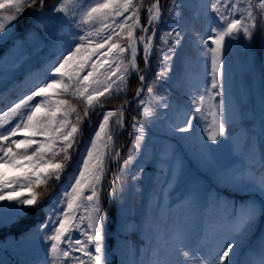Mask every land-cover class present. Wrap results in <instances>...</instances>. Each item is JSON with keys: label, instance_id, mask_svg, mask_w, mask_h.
<instances>
[{"label": "snow or ice", "instance_id": "obj_1", "mask_svg": "<svg viewBox=\"0 0 264 264\" xmlns=\"http://www.w3.org/2000/svg\"><path fill=\"white\" fill-rule=\"evenodd\" d=\"M188 2L171 0L165 18L161 0L146 6L142 0H82L79 19L63 18L65 38L48 31L43 20L46 0H0V43L31 10L23 35L13 46L21 49L30 42L33 51L48 48L43 79H37L16 102L0 108V229L19 225L32 214V223L19 240L12 238L16 248L33 241L42 248L43 258L30 264H56L61 258L64 264H113V256L120 257L119 264H264V236L258 243H248L264 220V155L256 169L247 141L242 148L231 134L236 119L242 118V111L231 105L233 50L244 48L239 70L251 69V41L256 35L264 38V0H197V15L201 6L205 15L214 14L208 34L199 37L204 41L201 58L206 79L186 93L189 107L182 121L168 119L174 105L163 95L158 98L162 111L156 118L144 124L138 120L151 115L144 108L145 93L151 94L154 88L149 72H155L159 83L171 80L189 31L182 15ZM141 10L147 17L144 24ZM52 11L64 13L65 6L61 3ZM168 20L175 23L160 29ZM45 41H51L50 45ZM29 57L24 51L19 59ZM3 71L0 63V77ZM133 75L139 85L132 98L137 111L129 117L127 158L123 170L106 180L109 164L121 159L123 145L115 148L114 140L125 130L124 114L132 101L102 114L96 109L126 92ZM74 100L86 102V110L78 111ZM261 104L264 107V96ZM92 115H100V121L69 181L56 192L73 155L81 151L82 121L88 120L91 126ZM202 120L207 121L206 138L199 131ZM149 128L179 137V148L156 141L148 135ZM98 141L104 143L98 145ZM109 147L112 151L106 160L101 148ZM225 147L239 162L222 159ZM148 157L154 162L152 195L136 222L129 197L142 193L147 170L142 161ZM133 159L134 171L130 170ZM105 183L110 191H104ZM181 184L185 195L172 204L171 191ZM113 219L121 233H142L144 251L139 258L129 241L108 250L107 230Z\"/></svg>", "mask_w": 264, "mask_h": 264}, {"label": "rangeland", "instance_id": "obj_2", "mask_svg": "<svg viewBox=\"0 0 264 264\" xmlns=\"http://www.w3.org/2000/svg\"><path fill=\"white\" fill-rule=\"evenodd\" d=\"M143 1V0H142ZM135 2V0H134ZM153 2V1H152ZM52 0H48L47 4H51ZM63 3L65 6L64 13H54L52 11L57 5ZM82 0H55L53 4L49 7L47 11L43 13V20L45 25L48 28L50 33L55 34L57 37H65L66 38V26L64 24L63 18L68 16L70 19L73 15L79 19L80 16V8H81ZM196 5L197 0H190L187 3V6L193 11L188 13L185 16V19L188 22L189 31L188 35L185 38L184 47L180 50L177 55L174 65H173V78L170 83L175 94H170V99L173 102L174 107L169 112L168 119L172 122L182 121L185 116L184 112L188 109V93L191 89L202 86L203 82L206 79L205 71H204V62L201 58V53L203 52V44L204 41L199 39L200 36H206L208 34V29L210 27L211 18L214 16L213 13L204 14V8L201 6L200 15L196 14ZM186 6V7H187ZM31 12V11H30ZM56 15V16H55ZM183 15V14H182ZM122 20L123 18H117ZM23 23V24H22ZM132 21H128V24H131ZM175 21H170L169 25H173ZM26 24L25 16L20 20L19 26L21 29L12 33L9 37H6L5 41L0 43V47H8V52L3 57V61L0 62L3 64V74L0 77V89L6 86L7 81L10 80L13 70L17 69L20 65L21 60L20 53L23 52V49H16L14 45V41L17 40L19 36L23 35V28ZM23 28H22V26ZM17 34V35H16ZM139 29L135 30V35H139ZM254 40V42H253ZM251 41V55L254 58V63L251 69H246L243 71V77H240L241 72L239 71V61H242L244 48L243 47H234L232 62L234 68V79L231 89V105L239 112L242 111V118L238 117L236 122L231 129V134L234 142H238L241 147H245L247 141L248 150H250L254 156H256V151L253 150V145L258 143L264 147V136L261 135V128L264 127V120L260 119V112L264 118V107L261 104V97L264 96V85L262 80L264 79V38L256 35ZM188 41V42H187ZM46 44L51 43V41H45ZM11 44V45H10ZM29 49L30 53L34 54L35 61L32 63L31 67L36 62L43 63V57L48 52V48L45 47L43 51H33L34 44L30 42L25 43ZM16 63L17 67L13 68V64ZM192 65V66H191ZM30 67V68H31ZM27 69L20 70L24 71ZM18 73V72H17ZM196 74V77L193 78V74ZM184 84V85H182ZM181 85V86H180ZM183 92V93H181ZM245 92L247 93L245 95ZM156 97V96H153ZM219 98H217L218 100ZM152 107L154 105L149 103ZM145 110L151 113L152 119L156 118V115L162 111L161 108L158 107V100L156 101V105L154 108L144 106ZM254 113L259 114V118L255 117ZM210 120V117L208 118ZM195 123V122H194ZM207 121H201V128L199 131L204 132V125ZM206 133V132H204ZM179 135H187V134H179ZM149 136L153 137L156 141L160 143H175L179 148V137H168L165 136L162 131L159 129L151 128ZM20 138V137H17ZM165 142H164V141ZM128 143H130L128 141ZM226 155L222 154V159L225 162H239L238 157L232 156L229 152V149L225 147ZM80 156L79 153H76L74 157L78 159ZM143 166L146 167L145 172V181L146 183H142V193L140 196L132 195L129 197V203L134 204L135 207V217L134 220L139 222L144 214V206L148 204L150 197L152 195V176L154 174V162L151 160V157H148L142 161ZM136 162L133 159V162L130 165V169L135 170ZM143 179V180H144ZM68 182V181H67ZM127 183H131V181H127ZM67 184V183H66ZM116 187L119 188V184H116ZM111 188L105 189L104 191H110ZM243 194V193H241ZM25 195L27 192L25 191ZM185 195V187L183 184L175 187L174 190L171 191L170 200L172 204H176L177 201L181 200ZM169 201H165L167 204ZM154 204L155 201L153 200ZM129 241L132 245L135 246L137 251V258L143 253L144 249L142 248V243L144 241V237L139 231H130L127 234L121 233L117 225L113 229L108 230V238H107V247L111 252L113 249H119L121 246V242ZM32 250L31 254L27 258V264L34 259H42L44 256V252L42 248H37L35 246V242H31ZM8 246V244H7ZM78 255V254H77ZM113 264H119V256L111 257ZM56 264H64L63 258L56 261Z\"/></svg>", "mask_w": 264, "mask_h": 264}, {"label": "trees", "instance_id": "obj_3", "mask_svg": "<svg viewBox=\"0 0 264 264\" xmlns=\"http://www.w3.org/2000/svg\"><path fill=\"white\" fill-rule=\"evenodd\" d=\"M152 1L153 0H143L142 2L146 6L148 4H151ZM170 3H171V0H161V5H162V8L165 9V12H166V9H167V7H168V5ZM140 17L146 18V14L143 12V10H141ZM140 66L142 67V62L140 64ZM154 76H155V72L154 71L149 72V77L150 78H153L152 81H151L152 84H153V82L156 81L154 79ZM138 85H139L138 84V81H137V79L134 76L133 79L129 82L128 91L130 93L133 92L138 87ZM81 108L83 109V107H81ZM114 120L115 119H112V121H114ZM124 121H125V123L127 122V116L125 114H124ZM110 124H111V121H110ZM97 125H98V123L93 118H91V126L97 127ZM122 133H120L119 135H116L115 136V140H114V146H115V148H118L123 143ZM68 170H69V168L67 169V172L64 174V176H63V178H62L61 181L68 179V177H69ZM36 215H39V214H36ZM31 216H32V214L30 213V218L29 219H25L19 225H16V227L19 228V233L20 234H21V232L23 230H26L31 225V223H32ZM40 218L42 219V216Z\"/></svg>", "mask_w": 264, "mask_h": 264}]
</instances>
